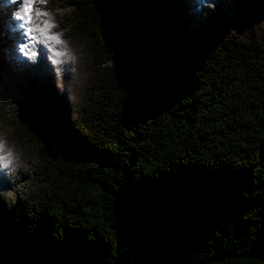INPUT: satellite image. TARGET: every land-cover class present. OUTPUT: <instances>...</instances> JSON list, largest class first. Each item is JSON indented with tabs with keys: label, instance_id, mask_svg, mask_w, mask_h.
Segmentation results:
<instances>
[{
	"label": "trees",
	"instance_id": "trees-1",
	"mask_svg": "<svg viewBox=\"0 0 264 264\" xmlns=\"http://www.w3.org/2000/svg\"><path fill=\"white\" fill-rule=\"evenodd\" d=\"M4 1L0 264H264V0Z\"/></svg>",
	"mask_w": 264,
	"mask_h": 264
},
{
	"label": "snow or ice",
	"instance_id": "snow-or-ice-1",
	"mask_svg": "<svg viewBox=\"0 0 264 264\" xmlns=\"http://www.w3.org/2000/svg\"><path fill=\"white\" fill-rule=\"evenodd\" d=\"M13 7L16 9L14 12V20L18 21L17 27L22 30L21 37L22 41L19 44V50L23 52L30 45L35 46L36 44H44L49 48V51H54L52 45L61 44L62 41L58 34H52L50 29L54 25L50 20H44L43 26L34 25L31 16L33 14V8L35 5V0H12ZM36 16H47L46 12L37 10L35 12ZM60 52H55V55H61ZM0 167L5 166L4 161L7 157H11L12 153L8 152L4 148L3 141H0Z\"/></svg>",
	"mask_w": 264,
	"mask_h": 264
},
{
	"label": "rangeland",
	"instance_id": "rangeland-1",
	"mask_svg": "<svg viewBox=\"0 0 264 264\" xmlns=\"http://www.w3.org/2000/svg\"><path fill=\"white\" fill-rule=\"evenodd\" d=\"M8 2L10 4H12V0H8ZM43 2H46V0H43ZM3 3H5V1L4 0H0V5L3 4ZM12 6H13V4H12ZM13 9H14V11L10 12V14L6 17L5 22L3 24H4V27H6L8 29V32L10 33L9 34L10 40H11L13 45H16L17 52L23 53L24 51L21 52L19 50V45H18V41L19 40L22 41V37H21L22 30L17 27L19 22L14 20V12H15L16 9L15 8H13ZM67 14H68V10L67 9L59 8V9H57L55 11V18L60 19L64 15H67ZM35 16H36L35 15V9L33 8V14L31 16V20H32L34 25H35V22H36Z\"/></svg>",
	"mask_w": 264,
	"mask_h": 264
}]
</instances>
